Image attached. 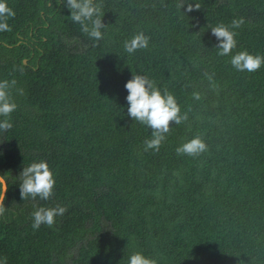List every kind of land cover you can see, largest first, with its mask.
I'll list each match as a JSON object with an SVG mask.
<instances>
[{"label": "trees", "instance_id": "trees-1", "mask_svg": "<svg viewBox=\"0 0 264 264\" xmlns=\"http://www.w3.org/2000/svg\"><path fill=\"white\" fill-rule=\"evenodd\" d=\"M94 2L99 41L64 0H7L15 16L0 32V80L23 94L13 90V127L0 133V262L128 264L142 252L157 264H264V67L235 70L211 32L242 17L232 55H264V0ZM139 32L149 46L128 54ZM134 74L171 92L186 116L158 152L144 150L152 129L127 112ZM196 136L206 150L177 155ZM41 160L54 195L22 200L19 173ZM57 204L67 212L34 230L30 214Z\"/></svg>", "mask_w": 264, "mask_h": 264}, {"label": "clouds", "instance_id": "clouds-1", "mask_svg": "<svg viewBox=\"0 0 264 264\" xmlns=\"http://www.w3.org/2000/svg\"><path fill=\"white\" fill-rule=\"evenodd\" d=\"M66 7L71 12L70 19L73 23L79 24L82 33L90 39L99 41L103 38L101 6L94 0H64ZM178 7H184L183 0H180ZM200 4H187L186 12L200 10ZM14 10L8 6L7 0H0V32L11 31L8 20L14 18ZM245 21L242 17L234 18L230 26L223 23L211 28L212 34L219 43L216 45L218 55H231L230 63L237 71L256 72L264 67V55L251 54L247 50H242L232 55L233 49L237 47V32L235 29L243 27ZM150 38L143 32L136 33L130 40L125 41L124 49L128 54H134L140 49L149 46ZM211 79V77H209ZM17 81L0 80V133L12 129L13 123L11 115L18 108L13 90L23 94L22 89H17ZM128 92L126 100L128 102V115L146 127L152 129L151 138L144 140V150L158 152L166 139V134L170 131V124L179 125L186 116L181 115L180 106L175 96L165 89L162 93L156 83L146 75L134 74L125 84ZM195 98H199L198 93H193ZM207 146L201 137L196 136L191 140L177 146V155L194 156L206 150ZM20 195L22 200L29 197L36 200L48 201L54 195L56 179L49 164L44 161L32 162L29 166L23 167L19 173ZM7 182L4 176H0V216H3L8 208L5 207ZM68 210L67 205L57 204L54 207L39 206L30 215L32 218V228L39 229L41 225L52 227L56 223V217L63 216ZM0 264H6L0 262ZM128 264H157L156 259L145 256L142 252H134L128 258Z\"/></svg>", "mask_w": 264, "mask_h": 264}, {"label": "water", "instance_id": "water-1", "mask_svg": "<svg viewBox=\"0 0 264 264\" xmlns=\"http://www.w3.org/2000/svg\"><path fill=\"white\" fill-rule=\"evenodd\" d=\"M24 63H25V61H24Z\"/></svg>", "mask_w": 264, "mask_h": 264}]
</instances>
